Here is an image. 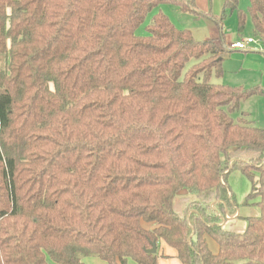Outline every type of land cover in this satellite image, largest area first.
I'll return each instance as SVG.
<instances>
[{
  "label": "trees",
  "instance_id": "obj_1",
  "mask_svg": "<svg viewBox=\"0 0 264 264\" xmlns=\"http://www.w3.org/2000/svg\"><path fill=\"white\" fill-rule=\"evenodd\" d=\"M238 1L222 18L242 29ZM164 3L193 4L0 0V264H157L159 241L181 264H264V128L230 116L261 91L210 82L220 49L160 11L137 36ZM246 13L264 39V0ZM232 171L259 209L241 234L218 224Z\"/></svg>",
  "mask_w": 264,
  "mask_h": 264
},
{
  "label": "crops",
  "instance_id": "obj_2",
  "mask_svg": "<svg viewBox=\"0 0 264 264\" xmlns=\"http://www.w3.org/2000/svg\"><path fill=\"white\" fill-rule=\"evenodd\" d=\"M223 2L224 0H192L193 4L192 6H189L188 11L186 12L182 11V12L189 13L194 17V19L197 20L200 19L208 20V23L210 24H208V26L205 29L206 31L204 32V34L206 35H204V37H197V36L195 37V35L191 32V29H187V30H189L193 39L196 41L212 40L215 43V45L220 49L221 56L224 55V58H222L223 60H228V59L231 60L234 58L240 62L238 63V71L235 72L237 76L236 78L233 79L232 82L234 83L231 86L242 87L245 89L257 86L260 89L261 91L260 93L253 95L246 100L241 101L239 103V108L241 110V113H243L247 118H250L249 121L256 123L257 127L264 128V54L262 53L259 54L257 52H241L235 50L232 51L226 50L227 49L226 47L230 43L227 42V40H225L223 35L221 34L223 28L222 21L224 18L226 19L227 17L226 15L225 17L222 18ZM159 11L162 12L161 9H159ZM166 16L168 17V15ZM176 28L185 29L180 27H176ZM196 30L198 31V29ZM241 31L242 30H239V32ZM232 37L234 38V40H237L239 38H242V33L240 34L237 33L236 36L235 34H233ZM242 71H245L244 74H242ZM222 85H227V84H222ZM232 194L234 195V192H232ZM233 221L236 222L235 220ZM156 253L158 256L157 264H181V262L177 259L176 251L173 248L168 247L162 241H159L157 243ZM83 264H107V263L100 260L99 258L86 257L83 259ZM126 264H136V263L131 259H127Z\"/></svg>",
  "mask_w": 264,
  "mask_h": 264
},
{
  "label": "rangeland",
  "instance_id": "obj_3",
  "mask_svg": "<svg viewBox=\"0 0 264 264\" xmlns=\"http://www.w3.org/2000/svg\"><path fill=\"white\" fill-rule=\"evenodd\" d=\"M248 6V0H239L238 8L245 13V20L243 28H239L237 15L235 13L227 15L226 19H223L222 23V35L227 42H234L233 34L242 33V38L251 37L253 35V27L250 20L249 15L246 13V9ZM159 9H161L162 13L168 15L170 21L176 26L185 29H191V32L195 35V37H204V32L206 31V27L208 26V20L204 19H194L192 15L189 13L182 12L175 5L164 3L159 5L157 8L153 9L150 13L147 14L144 22L136 29L135 34L140 37L147 36L146 26L150 23L152 16L156 14ZM231 15V16H230ZM230 16V17H229ZM216 28V27H215ZM198 29V31L196 30ZM217 30V29H216ZM239 30H242L239 32ZM202 33V34H201ZM208 37V36H206ZM203 39V38H202ZM234 40V41H233ZM231 41V42H230ZM260 54V53H259ZM224 58V55L221 56ZM0 62L3 65V57H0ZM238 63H240L237 59L231 60H223L222 59V70L223 75L221 78L212 77L210 82L215 84H227L232 85L234 82L233 79L236 78L238 71ZM245 71H242L244 74ZM234 121H239L240 119H247L249 121L250 118H247L243 113H241L240 108L237 111L231 113L230 115ZM251 122V121H250ZM253 126L257 124L251 122ZM227 184L232 192H234V197L236 198V207L241 215L240 219H232L227 221L223 226L227 228L228 231H231L235 234H241L245 226V217L257 216L259 213L258 207L255 205L257 203V199L248 201L245 204L246 196L250 193L251 186L248 180L243 176L239 171H232L227 177ZM244 194V195H243ZM243 195V196H242ZM235 220L236 222H234ZM222 226V227H223ZM209 248L212 252L217 250L216 244L208 239ZM216 249V250H215Z\"/></svg>",
  "mask_w": 264,
  "mask_h": 264
},
{
  "label": "built area",
  "instance_id": "obj_4",
  "mask_svg": "<svg viewBox=\"0 0 264 264\" xmlns=\"http://www.w3.org/2000/svg\"><path fill=\"white\" fill-rule=\"evenodd\" d=\"M228 51H241V52H257L264 54V39L260 36H251L245 38H239L234 42L230 43L226 47ZM223 184V182L221 181ZM231 208L234 210L233 214H230L228 208L225 207L222 213H218L219 226H223L227 221L236 219L239 215V211L233 204Z\"/></svg>",
  "mask_w": 264,
  "mask_h": 264
},
{
  "label": "water",
  "instance_id": "obj_5",
  "mask_svg": "<svg viewBox=\"0 0 264 264\" xmlns=\"http://www.w3.org/2000/svg\"><path fill=\"white\" fill-rule=\"evenodd\" d=\"M157 251V246L156 244H152V248L148 251L150 254H155Z\"/></svg>",
  "mask_w": 264,
  "mask_h": 264
}]
</instances>
